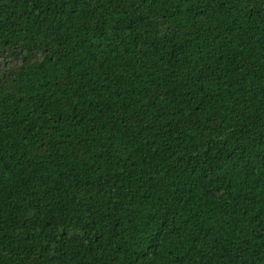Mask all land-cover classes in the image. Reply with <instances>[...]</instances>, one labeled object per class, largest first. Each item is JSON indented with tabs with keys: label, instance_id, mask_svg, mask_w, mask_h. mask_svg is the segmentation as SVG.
I'll return each instance as SVG.
<instances>
[{
	"label": "trees",
	"instance_id": "trees-1",
	"mask_svg": "<svg viewBox=\"0 0 264 264\" xmlns=\"http://www.w3.org/2000/svg\"><path fill=\"white\" fill-rule=\"evenodd\" d=\"M0 264H264V0H0Z\"/></svg>",
	"mask_w": 264,
	"mask_h": 264
}]
</instances>
